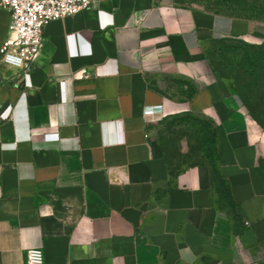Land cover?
I'll return each mask as SVG.
<instances>
[{
  "label": "crops",
  "instance_id": "obj_1",
  "mask_svg": "<svg viewBox=\"0 0 264 264\" xmlns=\"http://www.w3.org/2000/svg\"><path fill=\"white\" fill-rule=\"evenodd\" d=\"M10 12L0 9V45ZM264 37V21L172 4L105 0L49 23L28 68L0 59V264H264V129L207 78L208 42ZM192 116L212 169L172 175L157 135Z\"/></svg>",
  "mask_w": 264,
  "mask_h": 264
},
{
  "label": "rangeland",
  "instance_id": "obj_2",
  "mask_svg": "<svg viewBox=\"0 0 264 264\" xmlns=\"http://www.w3.org/2000/svg\"><path fill=\"white\" fill-rule=\"evenodd\" d=\"M180 6L194 7L213 13H228L240 19H260L264 9V0H165ZM261 15V16H260ZM207 57V78L216 79L228 85L233 90L248 78L247 72L252 70V63L257 55L264 53V37L228 38L214 40L205 47ZM248 80V79H247ZM192 117V116H191ZM191 117L186 115L169 120L157 135L162 151L171 148L170 155L178 149L176 161L180 168L192 160H183L195 151L196 134L192 125H196ZM165 155V153H164Z\"/></svg>",
  "mask_w": 264,
  "mask_h": 264
},
{
  "label": "built area",
  "instance_id": "obj_3",
  "mask_svg": "<svg viewBox=\"0 0 264 264\" xmlns=\"http://www.w3.org/2000/svg\"><path fill=\"white\" fill-rule=\"evenodd\" d=\"M102 1L105 0H0V9L10 12L0 59L13 67L28 68L42 47L43 31L49 23L74 16ZM25 264H45L42 249H27Z\"/></svg>",
  "mask_w": 264,
  "mask_h": 264
},
{
  "label": "trees",
  "instance_id": "obj_4",
  "mask_svg": "<svg viewBox=\"0 0 264 264\" xmlns=\"http://www.w3.org/2000/svg\"><path fill=\"white\" fill-rule=\"evenodd\" d=\"M260 21H264V9L261 12ZM248 20V19H245ZM255 61L252 63V70L248 71V80L244 78V83L236 86L234 91L239 95L243 104L246 106L252 118L264 129V53L257 55ZM191 117V116H188ZM196 125H192L196 136L194 139L195 151L191 156L185 158L192 160L190 163L184 162V167L180 168V162L176 161L179 155L178 149L174 156L170 155L172 151L168 148L165 153L166 163L170 174L175 175L185 170L188 167L195 165H209L212 169L213 178L215 181L216 193L218 194V201L226 206L232 218L238 220L239 216L236 214L235 205L230 195L229 185L226 178L222 175L219 169L215 156L214 130L213 128L198 118L191 117Z\"/></svg>",
  "mask_w": 264,
  "mask_h": 264
}]
</instances>
